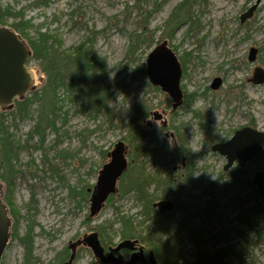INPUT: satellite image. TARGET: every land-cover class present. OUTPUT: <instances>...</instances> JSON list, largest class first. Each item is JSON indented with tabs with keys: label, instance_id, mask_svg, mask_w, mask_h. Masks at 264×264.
Wrapping results in <instances>:
<instances>
[{
	"label": "rangeland",
	"instance_id": "1",
	"mask_svg": "<svg viewBox=\"0 0 264 264\" xmlns=\"http://www.w3.org/2000/svg\"><path fill=\"white\" fill-rule=\"evenodd\" d=\"M180 1L2 0V5L21 11L34 29L42 26V33L59 35L63 48L76 46L92 35V53L105 62L101 86L107 89L109 113L102 111L93 117L90 110L81 107V100L73 98L75 94L71 96L60 90L64 102L56 129L46 130L44 140L40 141L37 136L28 137L40 113L38 102L28 107L26 116H18L15 106L11 111L0 112L4 126L21 146L11 198L17 211L16 237H22L32 224V260L28 264H48L69 241L81 238L94 227L113 222L117 213L135 217L140 211L132 194L116 195L112 203H105L85 223L89 203L69 194V189L79 191L95 185L98 171L108 161L103 154L111 151L116 142L126 139L125 125L136 117L139 106L148 109L150 116L136 119L146 131L155 133V140L146 141L138 149L140 156L136 158V165H141L149 176L168 175L172 164L165 167L153 153L141 152L146 146L156 147L162 154L174 146L177 142L174 130L157 132L170 125L178 127L190 150L189 160L195 169L193 180L202 187L191 194L201 195L213 186L212 198L220 205L211 221L193 222L196 227L201 226L210 253L217 257L219 264H241L240 261L264 264V204L257 188L237 182L225 186L224 180H218L225 158L211 151L212 145L227 141L235 130L248 124L264 132V84L248 82L255 67L264 70V1L241 23L240 16L255 0H197L193 8L197 24L190 29L179 28L173 40H166L168 48L175 47L172 51L178 62L182 61L179 62L181 92L195 94L188 108H176L171 115L172 100L148 82L139 65L145 64L148 54L163 42L161 28ZM144 23L151 31L150 36L143 33ZM34 29L30 37L35 36ZM130 34H142L147 39L138 45L133 62L125 58ZM251 47L258 50L254 63L247 61ZM29 66L42 72L34 60ZM127 77H130L128 81ZM215 78L222 81L218 90L210 88ZM44 86L26 98H32L34 93L40 95ZM153 112L161 115L160 121L152 118ZM128 147L129 163L134 149ZM232 169H242L249 179L258 171L264 172V149L261 157L243 165L236 163ZM223 189L226 193L220 197ZM151 191L158 197L161 194V189L154 186ZM165 199L172 200L170 195ZM206 200L209 198L203 196L201 205ZM118 226H113L112 245L120 241ZM166 229V238L174 234L173 226L167 225ZM16 237H12L1 264H24V249ZM177 240L178 264H191L196 248L185 234H180ZM231 246H235L233 253L228 251ZM93 262L91 252L81 249L74 264Z\"/></svg>",
	"mask_w": 264,
	"mask_h": 264
},
{
	"label": "trees",
	"instance_id": "2",
	"mask_svg": "<svg viewBox=\"0 0 264 264\" xmlns=\"http://www.w3.org/2000/svg\"><path fill=\"white\" fill-rule=\"evenodd\" d=\"M196 2L197 0H181L172 8L161 28L163 42L173 40L174 34L179 28L188 26L190 29L194 24H197V18L193 12ZM42 4H46V2L43 1ZM0 25L11 27L28 43L32 51V60L39 63L41 71L46 75V83L40 95L34 93L32 98H26L22 102H15L18 116H26L28 107L34 102H38L41 107L40 113L35 120L36 123L28 135L29 138L37 136L40 141H43L46 130L56 129V122L60 117L62 103L64 102L60 95V90H63L64 94L67 93L71 96L75 94L73 98L81 100V107L84 110H90L93 117H96L102 111L109 113L107 108V89H103L101 86L105 62L92 53V35L86 37L76 46L63 48L59 35L42 33L40 30L42 26L34 29L31 21L26 20L21 11H15L9 5H2V0H0ZM142 28L145 36L151 35L146 23L143 24ZM33 29L35 36L30 37L29 33ZM142 34L129 35V45L125 57L129 62L134 61L132 57L138 45L147 40ZM180 61L181 59H179ZM139 70L144 73V63L139 65ZM129 78L127 77L126 80L128 81ZM194 96L195 94L193 93L184 95L181 104L177 108H188ZM167 106L170 107L169 105ZM174 112H172L171 104V115H174ZM149 116V110L139 106L136 111V117H133L125 125L127 137L123 141H126V145L133 147L134 150L129 156L128 168L117 184V193L111 195L106 202L108 204L112 203L116 195L125 196L132 194L135 203L140 207V211L136 213L135 217L117 213L113 222L99 225L90 230L97 232L101 242L112 245L113 226L118 224L117 232L120 235V239L122 241L136 240L142 244L147 252L153 253L156 264H178L180 254L176 245L177 237L180 234H185L186 239L196 248L195 259L191 264H219L217 257L212 255L208 249V241L205 239L201 226L196 227L193 222L194 220H199L201 223L211 221L215 216L214 212L218 210L220 205L212 198L215 196L213 186L208 189L209 191H204L201 195L191 194L194 189L197 190L202 187L193 180L195 169L191 160H189L190 150L187 148L179 128L170 125L167 128H161L160 131L158 130V134L166 129L174 130L175 134H177L176 144L169 147L162 154H159L158 148L148 149L146 146L143 147L141 152V154L153 153L152 156L159 157L165 167L172 164L173 166H171L168 175L163 177L160 173H155L154 176H149L145 174L141 165H136V158L140 156L138 149L146 141L152 142L153 139L155 140V133L146 131L136 118H147ZM3 120V113H0V181L4 183V201L14 220L12 228V237L14 238L16 237L14 232L17 223V211L12 202L11 188L13 180L18 174L16 162L21 146L8 132ZM106 154L104 153L103 156L107 159ZM262 154L263 150L253 160L261 157ZM239 165H243V163L239 162ZM175 166L178 169L175 170ZM246 174L247 172L242 169H232L228 172H221L218 180H224L225 186H230L231 183L237 182L254 188L251 179ZM153 186L156 189H161L159 197L155 192L151 191ZM87 189L88 187H82L79 191L69 189V194L74 198L79 197V201L88 204L89 193ZM224 189L221 191L220 197H222V193H226ZM169 195L172 198L170 200L172 201V210L171 212L160 213L153 207V204ZM203 196H206L209 200H206L205 204L201 205L200 200ZM260 204L262 205V203ZM77 206H79V203ZM177 213H179L178 217H176ZM89 219L91 218H89L88 214L84 222L87 223ZM167 225L174 227V234L168 238H166ZM16 238L24 249L23 262L28 264L32 260V224L28 225L22 237ZM68 250L65 247L62 251L56 253L48 264H61L68 257ZM228 251L233 253L235 246L229 247ZM240 262L244 264L243 261Z\"/></svg>",
	"mask_w": 264,
	"mask_h": 264
},
{
	"label": "water",
	"instance_id": "3",
	"mask_svg": "<svg viewBox=\"0 0 264 264\" xmlns=\"http://www.w3.org/2000/svg\"><path fill=\"white\" fill-rule=\"evenodd\" d=\"M262 1L264 0H255L252 7L240 16V22L243 23L249 19ZM257 54L258 50L251 47L248 50L247 61L254 63ZM30 61H32V51L28 43L11 27L0 25V112L11 111L15 106V101H23L28 94L45 84V74L38 68L29 66ZM181 74L179 62L165 41L155 47L145 60V75L148 82L167 94L173 102V110L182 101V92L179 87ZM248 82L253 85L264 84V70L255 67ZM221 84V79L215 78L210 88L218 90ZM151 115L154 120H161L159 113L153 112ZM263 147L264 132L251 127H243L237 129L227 141L214 144L211 151L225 158L223 171L226 172L237 161L246 163L252 160ZM127 154L128 146L123 141L116 142L111 151L107 153L108 163L103 165L98 172L95 185L87 189L90 192V218L95 217L101 211L109 196L117 193V183L128 168ZM251 180L264 204V172H256ZM153 207L160 213H167L172 210L173 206L169 200H160L155 202ZM11 228L12 218L4 201L3 183L0 182V264L11 241ZM83 242L91 250L97 264L109 261L116 264H136L139 255L143 256L144 247L137 241L125 240L112 248L111 251L114 252H119L121 249L133 251L127 261L121 255L117 258H114L112 253L105 256L104 248L96 232L85 236ZM136 249H138L137 252H134ZM73 259L72 254L64 264H71ZM148 260L149 264H156L152 252L149 253Z\"/></svg>",
	"mask_w": 264,
	"mask_h": 264
},
{
	"label": "flooded vegetation",
	"instance_id": "4",
	"mask_svg": "<svg viewBox=\"0 0 264 264\" xmlns=\"http://www.w3.org/2000/svg\"><path fill=\"white\" fill-rule=\"evenodd\" d=\"M184 97V94L182 93V98ZM174 110H173V108H172V112H173ZM163 124H165L164 122H163ZM243 127H254L253 126V124H248L247 126H243ZM243 127H240V128H243ZM239 128V129H240ZM107 155V154H106ZM107 160L109 161V159H108V157H107ZM108 161L106 162V163H108ZM184 162V161H183ZM105 163V164H106ZM104 164V165H105ZM183 166H184V164H183ZM103 167V166H102ZM101 167V168H102ZM174 169L176 170V169H178L176 166L174 167ZM101 170V169H100ZM99 170V171H100ZM98 171V172H99ZM98 177V176H97ZM88 189H90V188H88ZM88 192V191H87ZM89 193V197H90V192H88ZM171 203H172V201H171ZM89 206H90V203H89ZM105 206V205H104ZM103 206V207H104ZM102 210V209H101ZM88 212H89V209H88ZM90 218V217H89ZM13 226H14V221H13V225H12V228H13ZM93 233H95V231L94 230H92L91 232H89V233H87V234H84L81 238H77V239H75V240H73V241H69V243L66 245V247L69 249L68 250V257H67V259L65 260V261H63L61 264H64V263H66L68 260H69V258H70V256L73 254L74 255V259H73V261H72V263L71 264H74V262L78 259V255H79V251L81 250V249H85V250H87V251H90L91 252V250L84 244V242H83V239H84V237L85 236H88V235H90V234H93ZM97 233V232H96ZM12 234H13V231H12ZM98 235V234H97ZM98 239H99V241H100V243H101V246L104 248V254H105V256H108L110 253H112V255L114 256V258H117L119 255H121L123 258H124V260L125 261H127V260H129L130 259V257H131V255H132V253H133V251H129V250H127V249H121L119 252H114V251H111L112 250V248H114L118 243H120V242H122V240L120 239V241L119 242H117L115 245H107L106 243H104V242H101V240H100V238H99V236H98ZM133 241H136V240H133ZM140 245V244H139ZM142 245V244H141ZM137 250L138 249H136V250H134V252H137ZM149 253L150 252H147L146 251V249H145V247H144V249H143V256H140L139 255V258H138V260L136 261V264H149V260H148V257H149ZM91 254H92V252H91ZM93 255V254H92ZM94 257V256H93ZM94 264H97L96 263V259H95V257H94V262H93ZM98 264H116L115 262H112V261H109V262H103V263H98Z\"/></svg>",
	"mask_w": 264,
	"mask_h": 264
},
{
	"label": "clouds",
	"instance_id": "5",
	"mask_svg": "<svg viewBox=\"0 0 264 264\" xmlns=\"http://www.w3.org/2000/svg\"><path fill=\"white\" fill-rule=\"evenodd\" d=\"M120 102L123 103V97L120 98Z\"/></svg>",
	"mask_w": 264,
	"mask_h": 264
}]
</instances>
